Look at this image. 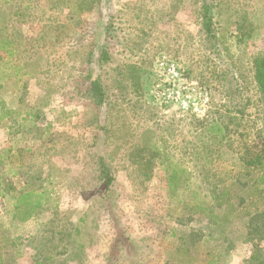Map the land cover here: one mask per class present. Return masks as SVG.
Segmentation results:
<instances>
[{
    "label": "rangeland",
    "instance_id": "1",
    "mask_svg": "<svg viewBox=\"0 0 264 264\" xmlns=\"http://www.w3.org/2000/svg\"><path fill=\"white\" fill-rule=\"evenodd\" d=\"M4 35L14 55L1 49L0 69L34 73L0 88L14 110L0 120L3 264H264V194L237 187L240 208L260 211L220 226L194 212L199 196L226 211L210 192L249 178L241 157L264 149V0H0ZM212 120L224 136L208 134ZM171 163L192 171L190 186L169 190ZM29 189L46 202L13 218Z\"/></svg>",
    "mask_w": 264,
    "mask_h": 264
},
{
    "label": "trees",
    "instance_id": "2",
    "mask_svg": "<svg viewBox=\"0 0 264 264\" xmlns=\"http://www.w3.org/2000/svg\"><path fill=\"white\" fill-rule=\"evenodd\" d=\"M211 5H206L204 10V21L203 25L205 28L206 33L210 37H215V29L213 28V21H212V15L210 10ZM14 40L10 35H4L3 37H0V50L3 49L9 56V59L11 61L12 57L14 55ZM13 46V47H12ZM108 55L107 51L103 50L101 52L100 61ZM6 59L5 56L0 55V60ZM10 60H6L5 63H7L8 68L11 69V72L7 74V72L4 71V69H0V88L3 87L4 84H2V79L4 77H12V74L14 73V76L17 78L16 81H19L23 78V76L33 74L34 70H31V68L26 67L25 65L15 64L12 63ZM255 74H256V81L258 85L259 92L261 94V99L264 102V52H260L255 61ZM13 70V72H12ZM38 71V70H37ZM36 71V72H37ZM90 79V86L88 87L89 92H94L95 97L99 98V102L104 101L106 96V89L104 88L102 81L100 77L96 79H91V77L88 76ZM0 120L4 118L12 119V113L14 110L7 109L6 103L4 100H0ZM208 134L214 138H216L219 134H223L225 130H223V127L219 124L218 120H212L208 123ZM224 136V134H223ZM0 155H2V152H0ZM241 159L243 160V165L245 169L243 170V173L250 174L249 178H246L245 180L241 177H238L237 179L231 180L229 184H216V186H220L221 188H218L212 192H210L213 203L217 207L226 206L227 210L221 213H215L214 210L208 211L206 202L203 200L205 199L204 196H199V200L201 201L200 204L197 202L194 205V212L195 213H202L209 217V219L212 221L213 225L220 226L224 223H229L233 221L234 218L242 215H246L248 217L253 216L255 213H258L260 211V208L256 207L254 211H248L244 210L245 208V198L240 199L235 194L234 190L237 187H243L242 189L246 187H250L253 189L258 196H263L264 194V149L260 148L258 151L250 150L247 151L246 154H244ZM172 167L170 169L168 178H167V187L170 191H175L176 188H179L181 186L188 187L190 186V181L192 177V171L186 169L185 167H179V165L171 163ZM100 174L101 178L105 182V185L107 189L111 186L113 182V177L110 174V171L108 167L106 166L103 159L100 161ZM235 187V188H234ZM194 197L197 198V193L194 194ZM244 197V196H243ZM259 201L258 198H256L252 204H257ZM46 200L44 199V193L41 192H35L33 189H29L26 191H22L19 196L17 197L16 203H15V211L13 213V218L19 219V220H27L30 218L33 213L41 207ZM240 206L244 208H240ZM5 260L4 254H3V247L0 246V264H3Z\"/></svg>",
    "mask_w": 264,
    "mask_h": 264
},
{
    "label": "built area",
    "instance_id": "3",
    "mask_svg": "<svg viewBox=\"0 0 264 264\" xmlns=\"http://www.w3.org/2000/svg\"><path fill=\"white\" fill-rule=\"evenodd\" d=\"M172 69H173V72H174L175 71V66L174 65H172ZM174 75H177V72H174ZM208 101H209L208 96H205L204 99H203L204 104L208 103Z\"/></svg>",
    "mask_w": 264,
    "mask_h": 264
}]
</instances>
